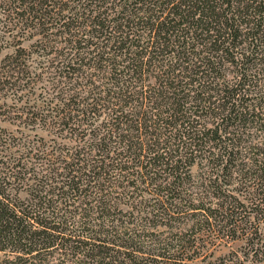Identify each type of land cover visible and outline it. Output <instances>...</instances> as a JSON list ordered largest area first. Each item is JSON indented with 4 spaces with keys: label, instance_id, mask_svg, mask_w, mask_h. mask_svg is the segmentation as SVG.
<instances>
[{
    "label": "trees",
    "instance_id": "obj_1",
    "mask_svg": "<svg viewBox=\"0 0 264 264\" xmlns=\"http://www.w3.org/2000/svg\"><path fill=\"white\" fill-rule=\"evenodd\" d=\"M0 25V84L45 96L11 116L43 133L0 127V264H264V0H0Z\"/></svg>",
    "mask_w": 264,
    "mask_h": 264
},
{
    "label": "rangeland",
    "instance_id": "obj_2",
    "mask_svg": "<svg viewBox=\"0 0 264 264\" xmlns=\"http://www.w3.org/2000/svg\"><path fill=\"white\" fill-rule=\"evenodd\" d=\"M1 27L2 26L0 25V67L2 65L4 66L3 62L5 56L7 53L13 51L14 45H16L18 41L12 36V34L10 36L6 35L4 31L1 30ZM2 69L3 68L1 67L0 70L3 71ZM19 83H23V81H20ZM19 97H23V100H27V98L30 97V101L33 103L34 99L43 98L45 96L39 87L31 88L29 86L24 87L22 85V88H20V84H17L16 87L12 86L11 83L6 85L0 84V127L11 131H16L17 129L21 128L22 131L30 133L31 136L36 135V133H43V130L40 129H30V127L25 129L23 126L20 127V121L13 120L11 118V116H14L16 113V108L22 106L21 104H23L21 100H18ZM14 105H16V107H14ZM227 250L228 248L226 246L218 244L216 247V255L219 256L225 253ZM190 264H197V262H192Z\"/></svg>",
    "mask_w": 264,
    "mask_h": 264
}]
</instances>
